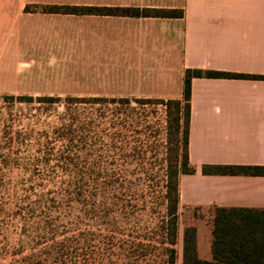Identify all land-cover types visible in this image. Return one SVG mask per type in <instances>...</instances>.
I'll use <instances>...</instances> for the list:
<instances>
[{"label": "trees", "instance_id": "trees-1", "mask_svg": "<svg viewBox=\"0 0 264 264\" xmlns=\"http://www.w3.org/2000/svg\"><path fill=\"white\" fill-rule=\"evenodd\" d=\"M26 12L180 18L166 8L28 5ZM193 78L264 80V75L188 68L179 99L1 95L10 103L62 106L29 169L32 197L20 233L21 264H264V208H211V258L197 249V228L179 242L180 177L195 173L189 134ZM90 106L92 118L79 105ZM43 150V149H42ZM41 152V150L39 151ZM50 189L39 191L43 174ZM50 169V171H49ZM204 175L264 176V165L204 164ZM37 186H35V185ZM41 188V187H40ZM22 215V217H23ZM22 242V241H20ZM2 264V263H0Z\"/></svg>", "mask_w": 264, "mask_h": 264}, {"label": "crops", "instance_id": "crops-1", "mask_svg": "<svg viewBox=\"0 0 264 264\" xmlns=\"http://www.w3.org/2000/svg\"><path fill=\"white\" fill-rule=\"evenodd\" d=\"M28 5L166 8L183 16L26 12ZM188 68L264 75V0H0V96L62 93L53 88L70 79L71 96L179 99ZM190 105L195 173L180 177V208L206 209L210 221L214 206L264 208V176L201 170L264 165V80L193 78ZM193 225L198 255L209 260L211 231L202 256Z\"/></svg>", "mask_w": 264, "mask_h": 264}, {"label": "rangeland", "instance_id": "rangeland-1", "mask_svg": "<svg viewBox=\"0 0 264 264\" xmlns=\"http://www.w3.org/2000/svg\"><path fill=\"white\" fill-rule=\"evenodd\" d=\"M74 85L70 79L59 80L57 87L53 89L62 93L46 95L71 96L69 94L76 89ZM78 108L81 116L93 117L90 114V106L80 104ZM61 111L62 106L58 103L46 108L45 105L37 102L27 104L0 100V263L2 264H16L15 260L20 259V256H14L13 252L19 246L24 249L23 256L29 254L26 247L27 238L20 233L23 218L28 220V215L25 211L24 215L15 217L16 205L19 208L25 207L27 210L30 201L33 199L29 197L30 192H28L31 185L29 178L30 163L34 157L42 155L45 151L40 146L46 141L45 131L50 134L48 141H52L53 150L56 152L58 149V141H54L52 138L51 130L58 125V113L60 114ZM40 150L41 152H39ZM39 169L44 175L43 179L47 177L46 169L44 170L42 165L39 166ZM38 183H40L39 187L37 186ZM35 184L39 191L42 189L44 194H46L47 189L52 187L46 179L35 182ZM191 223L199 227L201 254L207 256L211 227L206 209L198 212L192 208H180L178 249L181 250L182 230L185 225Z\"/></svg>", "mask_w": 264, "mask_h": 264}]
</instances>
